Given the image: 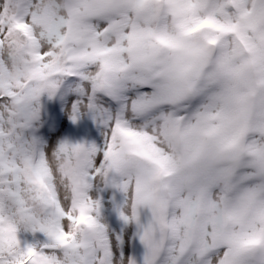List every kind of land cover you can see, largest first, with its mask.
Instances as JSON below:
<instances>
[{
  "label": "snow or ice",
  "instance_id": "6c2138e0",
  "mask_svg": "<svg viewBox=\"0 0 264 264\" xmlns=\"http://www.w3.org/2000/svg\"><path fill=\"white\" fill-rule=\"evenodd\" d=\"M0 264H264V0H0Z\"/></svg>",
  "mask_w": 264,
  "mask_h": 264
}]
</instances>
